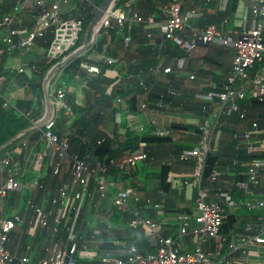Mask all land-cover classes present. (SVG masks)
Listing matches in <instances>:
<instances>
[{"label": "built area", "instance_id": "obj_1", "mask_svg": "<svg viewBox=\"0 0 264 264\" xmlns=\"http://www.w3.org/2000/svg\"><path fill=\"white\" fill-rule=\"evenodd\" d=\"M6 1L0 0V6H3ZM141 1L143 0H128L123 5H119L118 0H109L101 8L91 0H15L9 10H0L1 53L13 57L24 56L26 53L33 52L38 38L43 37L46 32L52 34V40L44 54L46 61L56 60L46 74L51 116L41 126L34 128L36 127L34 125L33 128L42 132L52 174L60 175L62 171H65L70 175L69 180L61 181L57 188V195L51 199L49 210L31 201L27 203V210L31 211L30 222L43 229H49L51 238L50 245L45 247V256L37 261L30 258L29 246L26 247V254L19 257L7 248L10 232L23 219L20 213L5 216L4 209L9 193L21 189L23 185L13 178H6L0 182V264H78V260H94L97 255L98 235L102 232L110 234L116 229L104 223L102 228L92 227L88 236H82L75 228L76 220L86 201L91 202L96 196L106 198L108 193L111 195L112 205L130 215L128 226L132 229L143 228L155 249L152 252H141L135 245H129L124 248L123 254L103 255L101 264H234L230 253L222 254V250L227 245L234 251L239 249L241 244L228 242L227 237L221 234L220 229L225 217L223 204L220 200L208 199V192L203 184L206 159L211 151L218 118L205 116L197 127L199 136L197 145L184 150L179 155L181 161H194L191 178L183 182L196 190L197 214L194 217L196 226L193 227L190 226L185 213L178 215L179 227L176 237L163 235L156 222L141 215L139 209L132 206L138 200L134 190L117 188L116 192L110 191V187L117 186L112 179H107L110 176V169L114 168L127 174L132 172L138 161L146 159L147 155L144 151L136 150L119 158L81 155L79 152L70 151L67 135L59 137L53 131L58 113L63 110L64 114L68 115L71 112V107L65 98L66 94L70 92L78 95L87 89L89 75L100 73L104 66V75L112 78V82L106 86L109 93L113 85L121 79L119 58L105 51L106 44L99 49V41L103 35H109V31L114 30L122 36L123 45L127 48L131 46L130 32L133 28L144 30L148 38L155 40L150 31L153 21L141 15L137 9V3ZM184 1L168 0L159 7L163 16L162 21L158 23L162 38L173 42L187 55L191 54L199 44H218L230 47L232 50L230 70L222 87L217 89L214 84H210L206 92H197L195 98L205 105L217 100V109L225 111L227 115L237 113L239 118H244V113L241 112L238 101L245 99L247 95L264 107V66L252 78L250 77V70L254 65L264 60V0H255L250 6L253 18L250 28L247 27L245 15L242 26L236 28L234 36L214 24L201 28L194 27L190 20L196 15L195 11H183ZM83 4L92 7V10L96 12L94 16L96 20L87 41V34L81 37L84 31V20L80 14ZM73 52L75 53L71 55ZM77 58L81 61L74 74L76 85L69 87L64 78V70ZM35 61L37 60L31 59L22 65L12 67L17 80L21 79L23 73L34 70L35 66L31 63ZM90 61H98L102 66ZM176 63L181 69L183 58H179ZM162 71L170 73L172 70L171 67H166ZM80 72L86 73L87 76L83 77ZM150 73L156 77L160 70L152 68ZM194 78V73L188 75L189 80ZM140 85H143L142 82ZM183 88L184 85L174 88L168 84L166 92L172 97H177ZM94 92L92 90V94ZM116 102L123 103L120 97L116 98ZM9 104V100L4 98L3 106ZM205 105L203 111L207 113ZM140 106L143 109L147 108L144 98ZM115 121L120 123L119 113L116 114ZM258 127L257 122L252 123V129L248 135L257 132ZM125 129L134 131L129 123ZM142 130L139 128L134 132L140 133L139 131ZM169 133L166 129L156 130L153 134L168 136ZM27 140V136L23 135L17 140L16 147L26 145ZM102 141L103 139H100L97 143ZM140 145L144 146V143ZM262 152H264V145L261 143L246 147V153L250 155ZM10 162L8 153L0 158V173L3 172V166ZM33 165L39 172L43 165V156H37ZM263 166L264 158H253L248 163L245 172L248 183L253 186L259 184V172ZM216 175L212 173L209 180L215 179ZM39 176L40 174L34 180L26 182V189L42 187L38 180ZM91 183L94 184L92 188H90ZM240 204L260 207L264 205V199L255 203L247 200ZM157 206L153 205V207ZM54 211L56 214L51 223L50 214ZM69 221H71L70 225H68ZM62 227L67 228L64 239L58 237ZM185 235H191L195 242L194 248L189 251H181L177 244L176 238ZM251 239L264 243L263 236H253ZM208 243L212 244V251L205 249Z\"/></svg>", "mask_w": 264, "mask_h": 264}, {"label": "crops", "instance_id": "obj_2", "mask_svg": "<svg viewBox=\"0 0 264 264\" xmlns=\"http://www.w3.org/2000/svg\"><path fill=\"white\" fill-rule=\"evenodd\" d=\"M167 1L168 0H143L137 3V9L140 14L153 21L150 31H152L155 40L151 39V42H146L145 38L147 36L144 35L145 31L136 28L133 33L135 38L133 37V44L130 48L121 46L118 42L116 43V57L119 58L121 65H126L130 61L137 60V64L141 65L142 69L149 73L152 68L159 69L160 73L158 76H153L152 79L155 78V82L162 86L165 85L166 87L167 84H169L176 88L177 86H174L175 84H178V86L184 85L182 96L184 94L187 99L182 103L191 106L194 105V103H190V99L193 96L195 98L197 92H206L210 84H214L217 89L222 87L230 70L232 50L230 47L218 44H199L191 54L186 56L180 57V52H176V57L173 55L174 52L169 49L167 52L169 55H172V57H169L167 54H161L164 53L163 50L168 45L172 46V42L162 38L158 24L163 19L159 7ZM254 2L255 0H238L235 12L229 15V17H221L218 15L226 11L229 0H185L183 11H195L196 15L190 20L194 27L201 28L208 25L206 24L208 20L217 19L220 22L219 26L214 23L210 24H214L221 30L230 32L234 36L236 28L242 26L245 15H247V27L250 28L252 25L253 18L249 12V7ZM161 44L163 47L160 49ZM110 46L112 48L113 44H110ZM0 49H2L1 42ZM35 50V52L33 51L30 53L31 55L20 57L8 56L0 52V65L3 67V74L0 77V96L9 100L10 104L7 106L12 105L15 99H30L33 96L34 93L28 91L27 83H24V86L19 84L15 70H12V67L22 65L31 59L37 60L42 50L39 49L37 45ZM140 50L142 51L141 54ZM179 58H183V67L181 69L176 63ZM166 60H169V62L167 63ZM166 67H171L172 71L170 73H164L162 70ZM261 68L257 69L254 75L257 74ZM173 71L175 78L173 81H170V76ZM190 73L195 74V78L192 80L188 79ZM93 75L95 74H91L88 77L91 78ZM32 78L35 79L33 75ZM70 86H73V84H69V87ZM88 90L90 92L89 88L84 89L82 93L77 95L78 97L75 95V103L80 107H90V113H98L96 118L97 122L95 121L96 123H94L93 127H90V129L103 132L110 138H115L119 141L125 138L127 132L125 128L128 123L133 127L134 131L142 128L143 130L139 131L140 133L153 134L156 130L166 129L170 132L168 134L169 140L164 143H153L147 147L139 144L135 151L139 150L148 153L147 158L143 160L144 163L138 166V171L140 170V172H142V182L136 184L137 187L133 188L130 185L129 179H121L118 182L113 180L117 184L115 190L117 191V188H132L136 192L139 201H135L132 206L139 209L141 215L156 222L159 225L160 232L165 236H177L179 227L178 215L181 213L187 215L190 226H196L194 220L197 214L195 209L196 190L185 185L183 182L191 178L193 164L192 162L181 161L179 155L184 150H189L197 145L198 136L196 129L199 123L202 122V119L207 116L205 112L194 111L188 108L185 109L182 104L173 103V99L169 102H164L160 95L159 97L155 96L152 105H147L146 109H143L139 104L138 112L136 113L129 112L124 102L119 103L120 109L114 113L113 108L117 105L116 103L112 102L113 106L111 107H108V105L105 106L108 101L97 104L90 99L87 93ZM140 99L141 103L143 99ZM216 101L217 100L212 104L206 105L211 106L208 117L218 118V124L210 151L211 156L216 157L215 167L212 173H216L217 175L213 180H209V178L205 180L204 187L207 189L208 199L220 200L223 204L224 211L228 210L229 213H238L239 209H242L240 208L241 202L249 200L255 203L264 199V166L259 172V184L253 186L247 182V179L243 181L237 180V176L245 175L248 163L246 164L245 162L237 165V159L235 158V152L239 148H245L246 150V147L249 145L258 143L264 145V107L253 104L249 95H247L245 99L238 101L240 110L244 113V118H239L237 113L227 115L225 111L217 109ZM44 102L40 107L41 114L39 116L35 115L36 117L33 120L32 126L34 127V125H36L34 128H38V124L44 123L51 116V110L49 112L47 103L46 101ZM117 113H119L121 118L120 123L115 121ZM78 116L79 115H72L70 112V114L66 115V121L61 127L56 125V121L54 129L61 132L62 136L69 133V128H71L70 133L74 132L75 127L72 128V125ZM254 122H257L259 126L258 130L248 135L252 129V123ZM121 123H124V127L120 125ZM185 126L187 128H184ZM34 128L26 133L28 139L26 145L16 147L18 145L16 144L18 141H16V143L3 154L5 155L8 153L11 162L3 166V172L0 173V176H2V178L0 177V182L6 178H13L23 185L21 189L13 190L9 193L8 201L4 209V215L6 214V209L8 212L5 216H10L13 213H20L23 219L22 222L18 223L10 232L7 248L12 254L19 257L26 254V247L29 246L30 258L33 261H37L45 256V247L50 245L51 238L49 229L45 230L30 222L31 211L27 210V203L31 201L47 209L49 200L57 195L58 185L54 184L55 179L50 173L51 169L48 164V153L46 152V144L42 132ZM233 141H235V145ZM130 152L134 151L125 150L121 152L119 157ZM262 153L264 154V152ZM3 155L0 158H2ZM37 156H43V165L39 172L35 170L33 165L34 159ZM162 165H166L170 168L168 173L170 188L167 192L159 188L157 179H145L143 176L145 172L146 174L155 173ZM237 166L240 168L238 172ZM38 174L43 177L48 176L46 179V187L41 193L39 190H28L25 187V183L34 180ZM63 174L67 173L62 171L61 175ZM23 191L28 193L25 201L23 200ZM86 202L89 213L92 212L90 216L92 218L93 227H96V220L101 211H103L105 217H107L111 214V208L114 207L111 200L108 199V195L106 198H99L96 196L93 201ZM154 204L158 206L153 207ZM246 207V210L263 209L264 211V205L260 207ZM55 214V211L50 214L51 223ZM105 217H102L100 222H102V220L104 221L106 219ZM104 222L105 224L112 225L116 229L111 234H107L110 237L114 236L108 240H111L114 245L118 246L116 252H122V250L128 246L127 237L129 233L122 227V223L115 225L106 221ZM116 233L117 235L115 237ZM253 236L264 237V218L261 219L260 217L257 222L248 223L245 233L239 231L232 233L230 239L227 238L228 242L238 243L241 244V246L239 249L232 251L225 245L222 254L230 253V257L234 264H264V243H259L251 239ZM144 239L145 240L140 241L141 247L144 249V251L141 252H152L151 248L154 247L152 242L145 234ZM176 240L181 251H189L195 246L194 239L191 235L179 236ZM205 249L207 251H212V244L208 243ZM209 258L212 257L209 256Z\"/></svg>", "mask_w": 264, "mask_h": 264}, {"label": "trees", "instance_id": "obj_3", "mask_svg": "<svg viewBox=\"0 0 264 264\" xmlns=\"http://www.w3.org/2000/svg\"><path fill=\"white\" fill-rule=\"evenodd\" d=\"M15 0H7L5 4L0 6V10H8L9 7L14 3ZM95 5L101 6L105 1L109 0H91ZM127 0H118L119 5H123ZM238 0H229V3L227 5L226 11L218 14L221 17H229V15L233 14L235 12L236 6H237ZM249 12L250 7H249ZM81 16L84 20V27H86L94 18L96 15V12L92 10V7H88L87 4H83L80 11ZM252 15V14H251ZM247 17V15H246ZM214 23L219 26V21L216 19L208 20L206 24ZM133 28L130 32L131 36V45L133 44V39L135 36L133 33L135 32ZM146 36V33L144 34ZM134 37V38H133ZM146 42H151V39L146 37ZM52 40V34L50 32H46L43 37H40L36 40V45L39 49L42 50L40 57L37 59V61L32 62L31 64L35 66L34 70L23 73L22 77L19 81V84L21 86H24V83L28 85V91H32L34 94L30 99L25 98H18L15 99V101L12 102V105L10 106H3L4 97L0 96V157L6 152L7 149H9L11 146L16 143V139L11 144H8V141L21 130L32 126L33 120L36 116H39L41 114L40 107L42 106L43 102L45 101V93L46 90L44 88V80L46 77V74L49 70V68L56 62V60L48 62L46 61V58L44 56L50 42ZM123 45V39L120 34H117L114 30L109 31V35H103L100 38L99 41V49L106 44V52L114 55L116 57L117 52L115 50L116 43ZM110 44H113L112 48ZM170 44V43H169ZM166 46V45H165ZM129 46L128 48H130ZM163 47V45H160V49ZM172 47V48H171ZM117 49V48H116ZM140 49V48H139ZM166 49V50H165ZM163 50L164 53L161 54H167L169 57H172V55H169L167 50L174 52L173 55H175L176 52H180L179 56H186L187 54L180 49L176 45H168ZM142 51L140 50V54ZM6 54V53H4ZM144 54V53H143ZM157 54V53H156ZM160 54V53H159ZM177 57V54L175 55ZM3 57V56H2ZM81 61L80 58H77L73 60L71 63H69L65 70H64V78L69 83V80H72L73 83L75 81L74 74L77 71V66L79 62ZM135 61H130L126 65H121L119 63L120 68V76L121 79L119 82L111 88V92L109 93L106 90V86L112 82V78H108L104 75L105 67L101 65L98 61H90L92 63L99 64L102 66L100 73L93 75L91 78L88 77L87 80V87L90 89V92L88 90V94L90 99L99 104L104 101L113 102L117 105L113 108V112L118 111L120 109V104L116 102V98L120 97L122 101L127 106V110L132 113L138 112L139 104H140V98H144V100L147 102V105L151 106L153 100L155 99V96L159 97L162 96V100L164 102H169L171 99H173V103H180L183 105V108L190 109L194 111H200L203 112L204 103L201 101H197L194 96L190 99V103H194V105L187 106L184 100L187 99L184 94L182 96L181 91L180 95L178 97H172L167 94L165 85H160L157 82H155V78H153V75L149 72H146L144 69H142V66L137 64ZM167 63L169 60H166ZM264 66V60L256 63L254 67L250 70V77H252L255 73V71L261 67ZM3 67L0 65V77L2 76ZM28 73V74H27ZM83 77H86L87 74L84 72H80ZM31 75V77H30ZM32 75L35 77V79L32 78ZM175 78L174 71L171 73L170 81H173ZM140 82H142L143 85H140ZM174 85V84H173ZM174 86H178V84H175ZM176 87V88H177ZM92 90H94V94H92ZM142 96V97H141ZM66 101L68 105L71 107V114L72 115H79L77 119H75V122L72 125V128L75 127L74 132L70 133L71 128H69V133L66 134L69 137L70 142V151L79 152L81 155L89 154L94 157L103 158H118L121 154V152H124L125 150L129 151H135V149L138 148L139 144L144 143V145L147 147L150 144L153 143H164L169 140L168 136H156L154 134H147V133H137L134 131H128L125 134V138L121 141L115 138H110L105 133L100 131H94L90 129V127H93L94 123H96L97 114L90 113V107L87 106L80 107L75 103V94L67 93ZM142 98V99H143ZM154 98V99H153ZM253 104L262 106L259 102L256 100L251 99ZM45 103V102H44ZM207 106V105H205ZM208 112L205 113L208 115L210 112L211 107H206ZM50 110H51V103H50ZM60 115H58L56 121L57 126L61 127L65 121H66V115L64 114V111H60ZM36 115V116H35ZM96 121V122H95ZM124 127V123L120 124ZM184 128H187L186 126ZM53 131L58 134L59 137H63L61 132L56 131L53 128ZM37 132V131H35ZM28 133V132H27ZM196 133L198 136V128L196 129ZM26 135V133L24 134ZM65 136V135H64ZM103 139L101 143H97L98 140ZM199 139V136H198ZM198 142V141H197ZM233 144L235 145V141H233ZM145 147V148H146ZM147 150V149H146ZM146 155L148 156V153L146 152ZM263 153H255V154H247L245 148H239L235 152V158L237 159V165L242 163H249L253 158H263ZM147 158V157H146ZM185 162V161H183ZM192 162L194 166V161ZM216 162V157L211 156V152L208 153L207 159H206V165L204 168L203 173V184L205 180H208L212 172L214 171ZM237 172L240 170V168L237 166ZM239 168V169H238ZM242 169V167H241ZM170 168L166 165L160 166V168L153 174L151 173H143L144 178H151V179H157L159 182V188L167 192L170 188V181L168 180V173ZM51 176L54 177L55 182L54 184L60 185L61 181L69 180V173L63 175H53L52 171L50 170ZM141 173L140 170L138 171V165H136L135 169L130 173H122L118 170L111 168L109 171L110 177L112 180H115L118 182L119 180L123 179H129L131 187H137L136 184L141 183ZM49 175V174H48ZM40 184H42V187H37L36 190H39L40 193L45 189L47 178L48 176H42L40 175L38 177ZM247 179L246 175L244 176H237V180H245ZM114 181V182H115ZM57 186V188H58ZM94 186L93 183L90 184V188ZM132 189V188H131ZM133 190V189H132ZM24 195L23 200L27 198L28 193L26 191L22 192ZM53 198V197H52ZM51 198V199H52ZM51 199L49 200L48 210L51 206ZM138 201V200H137ZM139 202V201H138ZM137 202V203H138ZM87 202L84 203V206L82 207L78 218L76 220V230H79L80 234L82 236H88L91 232V228L93 227L92 224V218L91 214L89 213V210L87 209ZM95 208V206H94ZM93 208V210H94ZM238 213H229L228 210H225V217L223 219V223L221 225L220 232L221 234L225 235L228 239H230V236L232 233H235L236 231H239L241 233H245V229L247 227V224L250 222H257L259 221V218H264V211L262 210H246L245 204H241ZM111 214H109L107 217H105V213L103 211L100 212V215L98 219L96 220V227L102 228L104 225V221L119 225L122 223V227L126 230V232L129 233V236L127 237V243L129 245H135L140 251H144V249L141 247L140 241L145 240L144 239V229L138 228V229H132L128 226V222L130 220V215L126 212L119 211L116 207L111 208ZM73 215V214H72ZM9 217V216H8ZM102 217H105L106 219L102 222H100V219ZM70 222L68 225H70ZM67 228L62 227L61 232L58 234L59 238L64 239L66 237V230ZM46 230V229H45ZM112 233V232H111ZM110 233V234H111ZM119 233V232H117ZM115 234V237L117 235ZM114 237V236H113ZM107 235V233H100L97 237L98 244H97V255L94 260L88 261V260H78V264H101V257L107 253L113 254V255H119L123 254L122 252H116L118 246L114 245V243L111 240H108L109 238H113ZM155 247L151 248V251H154Z\"/></svg>", "mask_w": 264, "mask_h": 264}, {"label": "water", "instance_id": "obj_4", "mask_svg": "<svg viewBox=\"0 0 264 264\" xmlns=\"http://www.w3.org/2000/svg\"><path fill=\"white\" fill-rule=\"evenodd\" d=\"M106 4V1L101 5V8H103V6ZM95 20H96V17H94L93 18V20L91 21V23H90V25H89V27H88V32H87V38H86V41H87V39H88V36H89V33H90V30H91V28H92V26H93V23L95 22ZM203 45H208V44H203ZM76 52V51H75ZM75 52H73L71 55H73ZM70 55V56H71ZM46 79H47V77L45 78V80H44V88H45V90H46V93H45V101H46V103H47V106H48V110H49V112H50V98H49V96H48V94H47V89H46ZM43 123V122H42ZM42 123H40V124H38V126H41L42 125ZM33 128V126H30V127H27V128H25V129H23V130H21V131H19L15 136H14V138H12V139H10L9 141H8V144H11L13 141H14V139H19L20 137H22L25 133H27L28 131H30L31 129Z\"/></svg>", "mask_w": 264, "mask_h": 264}, {"label": "rangeland", "instance_id": "obj_5", "mask_svg": "<svg viewBox=\"0 0 264 264\" xmlns=\"http://www.w3.org/2000/svg\"><path fill=\"white\" fill-rule=\"evenodd\" d=\"M108 6V5H107ZM106 6V7H107ZM87 31H88V28H86V27H84V31H83V33L81 34V37L83 38V37H85L86 36V34H87ZM2 32L0 31V34H1ZM172 45H175L173 42H172ZM34 52L36 51L35 50V48H34V50H33ZM25 55H31L30 53H26ZM70 82L68 83V84H73L74 86L76 85V84H74V83H72L71 81L72 80H69ZM76 96H77V94H76ZM106 105H108V107H111V106H113V104H112V102H107V104H105V106ZM61 113L59 112L58 113V115H60ZM144 162H143V160H141V161H138V163H137V165L139 166L140 164H143ZM107 179H111V177L110 176H108V178ZM110 191H112V192H115L116 190H115V188H113V187H110ZM108 199L109 200H111V195L108 193ZM7 209H6V214L5 215H7Z\"/></svg>", "mask_w": 264, "mask_h": 264}]
</instances>
